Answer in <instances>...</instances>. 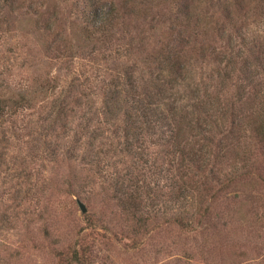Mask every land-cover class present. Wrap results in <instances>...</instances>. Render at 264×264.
Segmentation results:
<instances>
[{
    "label": "rangeland",
    "instance_id": "rangeland-1",
    "mask_svg": "<svg viewBox=\"0 0 264 264\" xmlns=\"http://www.w3.org/2000/svg\"><path fill=\"white\" fill-rule=\"evenodd\" d=\"M184 1L187 11L212 13L221 22L229 5L225 0H142L136 11L126 12L134 0H0L4 104L46 79H53L48 86L56 84L0 115V264H264V143L253 148L258 175L244 174L216 193L207 216L194 226H180L176 207L167 210L159 202L151 220L140 224L118 206L114 194L117 179L146 171L143 150L126 153L118 147L122 144L112 130L122 114L108 126L104 104L109 94L116 106L129 83L140 92L144 79L159 73L148 71L149 53L161 46L179 49L191 85L187 79L176 87H198L206 102L216 94L232 98L240 82L237 72L222 78L228 30L219 38L209 28V35L194 38L189 27L174 22ZM241 3L239 12L233 4L232 15L246 37L231 32L247 53L264 41V0ZM108 10L115 18L104 35L98 23ZM195 42L203 51L190 50ZM240 63L235 58L233 68ZM254 70L263 82L264 71ZM56 101L64 104V123L72 129L59 137L48 133L61 125L51 118ZM100 127L108 138L90 137ZM110 146L115 151L93 156ZM161 149L149 146L152 155ZM165 179L170 181L168 173L162 180L168 184Z\"/></svg>",
    "mask_w": 264,
    "mask_h": 264
},
{
    "label": "trees",
    "instance_id": "trees-1",
    "mask_svg": "<svg viewBox=\"0 0 264 264\" xmlns=\"http://www.w3.org/2000/svg\"><path fill=\"white\" fill-rule=\"evenodd\" d=\"M136 1L126 12H134L143 4L142 0ZM227 1L229 5L225 4L223 22L214 18L212 13L187 11L189 5L185 1L182 4L184 8L179 9L180 16L176 15L174 22L189 27L192 32L190 30L188 33L194 38L199 33H207L209 28L219 38L228 30L225 41L229 57L222 64V78L233 77L232 73L237 72L236 78L240 81L236 84L232 98L216 94L206 102L199 98L198 87L180 91L176 86L184 80L188 79V86L191 85L188 67L179 49L169 47L171 50H168V47L162 46L159 52L155 50L146 57L147 64L153 63L152 67L147 65L148 71L152 73L157 70L159 73L155 72L150 78L144 79L140 92L134 84L129 83V87L124 89L125 93L121 94L124 98L117 99L116 106L110 103L113 96L107 94L104 122L112 126L115 123L112 119L122 114L112 130L115 142L122 144L118 147L126 153L143 150L140 157L144 156L142 168H145V174L126 173L124 179L115 181L114 188L118 206L131 211L140 224L151 220L150 214L156 213V204L159 202L167 210L176 207L175 219L180 226H194L207 216L209 203L216 193L228 189L244 174L259 173L260 160L255 157L253 148L264 143V81L255 76L254 68L264 71V41L254 44L247 53L243 46L236 44V37L231 30L237 32L239 39L246 36L243 28L234 24L233 4L237 12L243 8V4L241 0ZM108 12L111 11L100 17L98 23L104 35H109L113 24L111 19L115 18ZM243 43L241 41V45H245ZM200 47L202 44L195 42L190 50L201 52L203 50ZM235 58L241 59L237 69L233 68ZM52 81L46 79L35 88H24L9 104H4L0 98V115L13 112L12 106L23 105L44 87H54L56 84L48 86ZM56 102L52 106L51 118L54 124L61 122V125L58 124L57 131L52 128L56 132L48 133L59 137L60 131L68 135L72 129L64 123L67 117L64 104L62 101ZM90 137L108 138V135L104 134V127H100ZM46 142L45 139L44 144ZM151 144L162 146V153L152 155L149 150ZM112 146L98 150L93 156L115 151V148L109 151ZM46 147L52 151L54 149L52 144ZM167 173L170 181L165 179L168 182L165 184L162 180ZM150 175L153 176L152 181H149Z\"/></svg>",
    "mask_w": 264,
    "mask_h": 264
},
{
    "label": "water",
    "instance_id": "water-1",
    "mask_svg": "<svg viewBox=\"0 0 264 264\" xmlns=\"http://www.w3.org/2000/svg\"><path fill=\"white\" fill-rule=\"evenodd\" d=\"M77 203L82 211L86 210V205L80 199H77Z\"/></svg>",
    "mask_w": 264,
    "mask_h": 264
}]
</instances>
